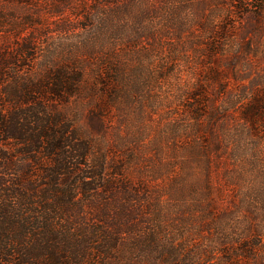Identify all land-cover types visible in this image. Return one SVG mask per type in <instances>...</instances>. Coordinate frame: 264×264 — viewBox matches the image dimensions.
I'll use <instances>...</instances> for the list:
<instances>
[{
	"label": "rangeland",
	"instance_id": "1",
	"mask_svg": "<svg viewBox=\"0 0 264 264\" xmlns=\"http://www.w3.org/2000/svg\"><path fill=\"white\" fill-rule=\"evenodd\" d=\"M235 4L0 0V49L13 60L20 44L34 48L3 66L1 82L81 74L58 109L80 129L89 110L108 119L92 140L108 186L74 209L85 228L129 225L106 259L94 254L99 263L262 264L232 255L253 237L264 254V128L241 120L264 93V10L253 8L264 0L242 16ZM211 70L218 79L205 83Z\"/></svg>",
	"mask_w": 264,
	"mask_h": 264
},
{
	"label": "trees",
	"instance_id": "2",
	"mask_svg": "<svg viewBox=\"0 0 264 264\" xmlns=\"http://www.w3.org/2000/svg\"><path fill=\"white\" fill-rule=\"evenodd\" d=\"M253 1L235 0V12L244 15V3ZM254 5L263 12L262 4ZM33 50L31 45L20 44L11 60L0 49V71L3 66L12 69L17 56L27 61ZM214 55L211 52L209 59ZM217 79L215 70L203 78L205 83ZM81 84V74L65 69L43 81L22 80L15 85L3 84L0 73V90L4 88L0 98V264H104L94 254L106 259L127 235V224L110 222L98 227L95 222L85 228L77 223L84 212L75 215V203L83 206L108 186L104 165L95 166L92 143L95 135L107 131L108 119L89 110L85 113L87 128L80 129L57 107L78 95ZM246 101L242 122L255 130L264 128L263 91ZM258 247L256 237L244 238L232 256L236 260L254 255V260L264 264V254L259 258L254 254ZM187 259L166 264H185ZM201 264L224 263L208 259Z\"/></svg>",
	"mask_w": 264,
	"mask_h": 264
}]
</instances>
